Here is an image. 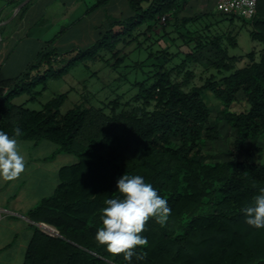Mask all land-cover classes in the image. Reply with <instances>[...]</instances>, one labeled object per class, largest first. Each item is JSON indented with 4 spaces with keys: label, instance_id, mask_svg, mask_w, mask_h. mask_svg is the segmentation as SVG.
Wrapping results in <instances>:
<instances>
[{
    "label": "trees",
    "instance_id": "obj_1",
    "mask_svg": "<svg viewBox=\"0 0 264 264\" xmlns=\"http://www.w3.org/2000/svg\"><path fill=\"white\" fill-rule=\"evenodd\" d=\"M172 3L128 0L133 16L113 21L93 44L80 50L43 51L19 78L0 81V130L11 136L19 126L23 135L18 140L49 141L57 146L55 155L76 158L59 169L53 195L26 213L34 225L23 264H127L123 256L110 255L95 241L104 202L120 195L116 185L124 174L143 176L171 208L164 226L149 220L142 233L148 244L137 249L139 258L134 256L132 264H264V228L249 226L242 212L264 188V164L251 159L257 148L245 149L244 160L212 161L204 146L218 141L221 133L203 96L209 92L221 103V115L234 133L235 145L264 135V48L258 57L249 53L244 67L219 79L210 77L187 92L164 70L167 57L174 56L164 48L166 58L155 57L163 58L155 74L138 85L142 106L126 111H117L118 100H114L109 114L81 105L61 114L67 93L52 98L39 111L12 101L33 92L37 82L59 79L78 61L98 60L99 51L116 55L121 36L137 38L135 30L147 20L157 24ZM241 20L251 25V39L264 46V0H258L252 19ZM229 44L237 45L235 37L229 36ZM73 52L66 65L51 70L53 62ZM239 59L224 52L222 58L207 63L218 72L229 71ZM43 67L42 74L32 76V71ZM239 94L247 108L231 111ZM40 223L58 235L45 234Z\"/></svg>",
    "mask_w": 264,
    "mask_h": 264
},
{
    "label": "crops",
    "instance_id": "obj_2",
    "mask_svg": "<svg viewBox=\"0 0 264 264\" xmlns=\"http://www.w3.org/2000/svg\"><path fill=\"white\" fill-rule=\"evenodd\" d=\"M20 1L22 0H3L5 4L0 7V81L19 78L37 61L43 51L85 49L93 44L113 21L133 16L128 0H31L20 16L19 11L10 19ZM204 1L173 0L171 10L165 15L164 25L170 17L178 26L191 24L189 30L178 34L177 39L180 38L183 43L176 45L174 49L180 54H184L185 50L192 51L183 57L195 63H203L201 65L211 66L207 63L208 59L222 58L224 52L229 56L227 49L230 20L220 13L223 17L209 22L204 28L195 24L198 18H209L213 15L211 11H199L195 7L196 3ZM216 2L217 0H214L215 5ZM147 7V4L143 5L144 9ZM157 24L145 21L138 28L144 26L147 32L156 34L159 33ZM154 28L157 30H153ZM134 33L137 34L136 31ZM24 41L41 45V48H38L39 51L33 49V55L28 61L20 64L13 59ZM176 41H168L171 44L165 48L169 51V45H175ZM201 44L205 47H199ZM29 51L30 48L26 46L24 53ZM20 143L26 159L25 172L15 181L0 180V264H23L34 225L26 213L43 198L53 195L59 183L54 180L55 163L58 164V171L65 165L73 164L72 160L67 159L69 155H55L57 148H54L52 142ZM28 149L32 153L30 156Z\"/></svg>",
    "mask_w": 264,
    "mask_h": 264
},
{
    "label": "rangeland",
    "instance_id": "obj_3",
    "mask_svg": "<svg viewBox=\"0 0 264 264\" xmlns=\"http://www.w3.org/2000/svg\"><path fill=\"white\" fill-rule=\"evenodd\" d=\"M4 4L5 2L0 0V7ZM195 7L199 11H211L213 13L209 18L200 17L196 20L195 24L197 23L201 28H204L211 21L220 19L224 15L219 13L214 0L196 3ZM224 16L229 17L230 35L231 38L232 36L235 37L237 43L235 47H230L229 44L227 49L228 55L240 58L232 64L233 68L229 71L223 70L218 72L210 66L201 65L203 63H195L183 57L186 54H191L192 51L185 50L184 54L178 53L174 48L176 45L183 43L180 38L177 39L178 34L181 31L189 30V25L191 24L178 26L170 17L165 25V22L163 23L161 20L158 22L159 33L147 32L144 26H142L138 30H135L139 34L137 38L134 39L132 36L120 37V42L115 47L117 51L116 55L112 56V53L99 51L98 55H100V58L98 60L78 61L67 74H63L59 79L49 78L44 84L37 82L33 87V92L16 96L12 101L14 104L22 105L28 110L39 111L52 98L67 93L65 101L60 107L61 114L66 113L76 105H81L84 108H101L105 114H109V106L114 100H118L117 111H126L140 107L143 101L138 96V85L155 74L158 69L156 64H159V61L163 59L160 57L161 59L157 61L155 57L161 54L166 58L162 50L165 46L171 44L168 41L175 42L176 40L175 45H169V51L174 56L167 57V60L165 59L166 61L163 64L164 70L169 74L172 82L181 84V89L185 92L190 91L194 87H200L210 77L219 79L244 67L248 63L247 55L249 53L253 52L255 57H258L262 48H264V46L257 41H253L249 36V31H251L250 24L244 23L241 18L235 16L234 19H231L232 15ZM147 22L154 23V21L149 20ZM225 26L227 27V24ZM117 30L120 31V28ZM153 30H157V28ZM133 35L135 36L136 34L134 33ZM21 46V49L13 59L20 64H25L28 61L29 57L33 55V49L37 50L41 48V45L28 43V41H24ZM26 46L30 48L29 53H24ZM73 53H69L70 55L65 59L53 62L51 70L57 71L66 65L69 59L75 56L76 52ZM44 68L38 69L39 72L32 71V76H35L36 73L42 74ZM203 94L204 100L211 110V119L217 121L221 133V138L218 141L207 142L205 144L204 152L211 157L212 161L223 162L234 159L244 160L247 158L245 149L257 148L258 151L251 152V159L254 162L258 161L264 164V135L254 141L246 140L242 143V146L235 145L234 133L221 115V103L214 99L209 92H204ZM246 108L247 106L240 94L237 101L230 106V110L234 112H242ZM55 147L57 148L56 145H54ZM22 152H24V148H22ZM28 155H32L30 149H28ZM67 159L72 160L73 162L71 163L76 162V158L72 155H69ZM57 166L58 164L55 163V183L59 181L57 180Z\"/></svg>",
    "mask_w": 264,
    "mask_h": 264
},
{
    "label": "clouds",
    "instance_id": "obj_4",
    "mask_svg": "<svg viewBox=\"0 0 264 264\" xmlns=\"http://www.w3.org/2000/svg\"><path fill=\"white\" fill-rule=\"evenodd\" d=\"M13 135L0 130V180L11 182L19 179L26 170V159L22 153L19 137L23 135L19 126ZM119 196L105 200L101 210L102 226L95 234L98 245L104 246L112 256H123L127 264L138 256L137 249L148 244L142 235L149 220L164 226L171 215L168 201L145 182L143 176L124 174L116 185ZM253 202L242 209L245 222L256 229L264 228V188Z\"/></svg>",
    "mask_w": 264,
    "mask_h": 264
},
{
    "label": "built area",
    "instance_id": "obj_5",
    "mask_svg": "<svg viewBox=\"0 0 264 264\" xmlns=\"http://www.w3.org/2000/svg\"><path fill=\"white\" fill-rule=\"evenodd\" d=\"M258 0H217L216 7L219 13L224 15H234L246 20L252 19L257 11ZM161 22H165L166 17H162ZM42 232L50 236L58 235V232L45 224L38 225Z\"/></svg>",
    "mask_w": 264,
    "mask_h": 264
},
{
    "label": "water",
    "instance_id": "obj_6",
    "mask_svg": "<svg viewBox=\"0 0 264 264\" xmlns=\"http://www.w3.org/2000/svg\"><path fill=\"white\" fill-rule=\"evenodd\" d=\"M31 0H23L15 9L14 14L10 19H12L25 5H27ZM7 23V22H6Z\"/></svg>",
    "mask_w": 264,
    "mask_h": 264
}]
</instances>
